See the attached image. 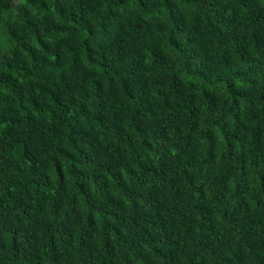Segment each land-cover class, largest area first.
<instances>
[{
	"label": "trees",
	"instance_id": "1",
	"mask_svg": "<svg viewBox=\"0 0 264 264\" xmlns=\"http://www.w3.org/2000/svg\"><path fill=\"white\" fill-rule=\"evenodd\" d=\"M0 264H264V0H0Z\"/></svg>",
	"mask_w": 264,
	"mask_h": 264
}]
</instances>
